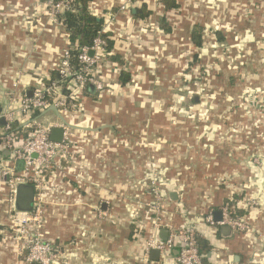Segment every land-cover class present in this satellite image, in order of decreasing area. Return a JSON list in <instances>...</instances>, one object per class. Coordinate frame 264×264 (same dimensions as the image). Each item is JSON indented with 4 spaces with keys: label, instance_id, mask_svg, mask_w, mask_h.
<instances>
[{
    "label": "crops",
    "instance_id": "obj_1",
    "mask_svg": "<svg viewBox=\"0 0 264 264\" xmlns=\"http://www.w3.org/2000/svg\"><path fill=\"white\" fill-rule=\"evenodd\" d=\"M175 1L171 9L157 0L90 3L114 46L96 66L105 88L89 85L63 117L69 158L46 175L43 232L59 251L55 264H174L180 243L143 261L155 178L165 199L159 238L168 224L193 226L211 245L206 264H264V0ZM48 6L0 0V104L16 78L30 91L46 84L63 56L68 33ZM142 8L151 14L137 16ZM7 174L0 224L12 228ZM231 199L250 208L251 234L205 221ZM0 264H24L19 242L0 240Z\"/></svg>",
    "mask_w": 264,
    "mask_h": 264
},
{
    "label": "built area",
    "instance_id": "obj_2",
    "mask_svg": "<svg viewBox=\"0 0 264 264\" xmlns=\"http://www.w3.org/2000/svg\"><path fill=\"white\" fill-rule=\"evenodd\" d=\"M160 1V0H157ZM50 17L58 20L60 14L73 7L72 0H48ZM106 41L97 37L90 47H82L78 55L80 68H76L70 59L69 48L66 47L57 69L60 78L50 84H40L32 90H28L19 78L13 80L9 94V104L3 115L6 123L0 125V171H6L9 175L7 186L9 189L8 200L13 205L12 217L17 226L19 252L24 255L26 264H55L58 257V249L55 244L46 239L43 232L44 212L42 194L46 186V172L60 160H67L72 150L70 128L63 121L59 123H41L36 112H43L50 106L58 108L65 118L75 113L77 100L88 85H93L97 90H103L105 83L98 76L96 66L105 61ZM67 90V92H64ZM17 123L22 129H13ZM54 126L63 127L64 138L61 142L52 140L51 131ZM9 151V156L4 154ZM60 159V160H59ZM23 161V168L19 170L17 163ZM60 166V165H59ZM153 182V199L146 202L149 208L153 229L150 238L146 241L143 261L149 259L152 249L160 250L161 254L169 252L177 243H180V252L172 257L174 264H203L202 255L198 245V232L189 226H171L168 238H159L157 232L166 222L163 220L164 196L159 185ZM21 183H33L36 189L33 211H21L15 208L17 189ZM155 184V185H154ZM249 205H253L256 199ZM205 221L211 226L228 225L233 232L251 234L252 226L246 219H234L230 217L227 208L223 209L221 221L214 219V214L209 211Z\"/></svg>",
    "mask_w": 264,
    "mask_h": 264
},
{
    "label": "trees",
    "instance_id": "obj_3",
    "mask_svg": "<svg viewBox=\"0 0 264 264\" xmlns=\"http://www.w3.org/2000/svg\"><path fill=\"white\" fill-rule=\"evenodd\" d=\"M93 0H72L73 7L70 10H66L62 14H60V20L63 22V24L66 27V31L68 33V44L67 47L70 51V59L73 65L76 66V68H80V63L78 61V55L80 54L82 47H90L93 45L94 40L97 37H102L106 41V53L107 55L111 51V49L114 46V40L111 38L110 34L108 32L104 31V19L99 18L96 15H94L90 10V3ZM163 6H165L166 9H171L178 7V4L175 0H160ZM151 14V11L147 8H142L138 10L137 16L139 17H146ZM161 26L166 28V30L169 32L171 31V26L168 24L165 18L161 21ZM203 28L201 26L194 27V30L192 32V41L195 44L196 47H201L203 45ZM115 59V56H112ZM60 78L59 71L56 68L52 72V76L49 79H46V84H50L53 81H57ZM130 76L127 72L123 71L121 73V82L126 83L129 81ZM89 85L87 86V88ZM64 92H67V90H64ZM2 112V104H0V114ZM41 114V112H36L34 114V118L38 117ZM13 129L20 130L22 129L21 126L17 123L14 124ZM53 170V168H52ZM51 170L46 172V175L50 173ZM9 178V175L7 174V180ZM25 184H32L33 183H25ZM35 189V186H34ZM36 192V189H35ZM235 200V199H234ZM227 211L230 215V217L234 219L242 218L246 219V216L250 212V208H238L235 202H233V199H231L228 204H226ZM34 204L32 207L33 211ZM222 210V209H221ZM223 211V210H222ZM190 227V226H189ZM226 228L225 226H222ZM192 228H195L192 226ZM5 229L4 225L0 224V240L2 239V231ZM196 229V228H195ZM198 245L200 248V253L202 255L203 264H206L207 260H209V253L211 252V245L204 235H200V231L198 230ZM179 247V252H180Z\"/></svg>",
    "mask_w": 264,
    "mask_h": 264
},
{
    "label": "water",
    "instance_id": "obj_4",
    "mask_svg": "<svg viewBox=\"0 0 264 264\" xmlns=\"http://www.w3.org/2000/svg\"><path fill=\"white\" fill-rule=\"evenodd\" d=\"M134 12H136V9H134ZM90 87H94V86L90 85ZM1 93L3 96L2 114L4 115V113L8 107V104H9V98L5 93H3V92H1ZM29 95H32V91L29 92ZM49 111H54L58 115V118L60 120H62L66 126L71 127V125L68 124L66 122V120L63 118V116L60 114L58 108L54 105H52L49 108H47L46 110H44L39 115V117L44 116ZM3 115L0 117V125H4L6 123V120H5ZM64 131H65V129L63 127L54 126L52 128V131H51L52 140L57 141V142H61L64 138ZM4 154L9 155V151H5ZM17 168L20 170L23 168V161H19L17 163ZM34 195H35V189H34V186L32 184H25V183L19 184L18 189H17V196H16V204H15L16 208L18 210H21V211L32 210V207L34 204V197H35ZM170 197L173 200H178V195L176 193H172L170 195ZM182 213H183V215L185 214L183 210H182ZM222 218H223V211L222 210H216L214 212V219L216 221H221ZM225 227L228 229H231L228 225H225ZM168 234H169V231L167 229L161 230V235L164 238V240H166L168 238ZM160 255H161L160 250H158V249H152L151 250L150 256L152 259L159 260Z\"/></svg>",
    "mask_w": 264,
    "mask_h": 264
},
{
    "label": "rangeland",
    "instance_id": "obj_5",
    "mask_svg": "<svg viewBox=\"0 0 264 264\" xmlns=\"http://www.w3.org/2000/svg\"><path fill=\"white\" fill-rule=\"evenodd\" d=\"M57 119V117H56V113L55 112H48L46 115H44V116H42V117H40L39 119H38V121L39 122H41V123H49V122H53V121H55ZM163 179V178H162ZM153 181V180H152ZM150 182V185L152 186L153 185V182ZM154 182L155 183H157V185H158V178H155L154 179ZM155 185V184H154ZM152 188H153V186H152ZM35 195H36V192H35ZM34 195V196H35ZM4 226H5V229H3V233H2V239L3 238H7V239H12L13 240V242H14V244H17V242H19L18 241V234H17V226H13L12 225V228H10L9 226H8V224H7V222L4 224ZM16 242V243H15ZM20 253V252H19ZM26 254V252L23 254V255H21V258H22V260H23V263L24 264H26L25 263V261H24V255Z\"/></svg>",
    "mask_w": 264,
    "mask_h": 264
}]
</instances>
